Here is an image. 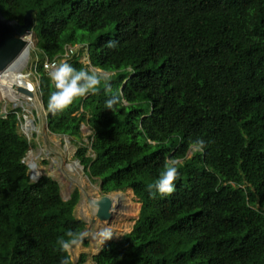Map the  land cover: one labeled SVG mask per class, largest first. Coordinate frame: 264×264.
Returning a JSON list of instances; mask_svg holds the SVG:
<instances>
[{
  "label": "trees",
  "instance_id": "trees-1",
  "mask_svg": "<svg viewBox=\"0 0 264 264\" xmlns=\"http://www.w3.org/2000/svg\"><path fill=\"white\" fill-rule=\"evenodd\" d=\"M27 10L48 130L72 140L103 195L130 189L140 204L93 263L264 264V0H0L7 19ZM54 58L106 76L123 105L104 109L102 81L48 112L42 63ZM20 112L0 102V264H59L57 238L86 226L73 212L79 192L64 199L51 176L30 179ZM197 137L202 151L191 150ZM167 157L175 190L150 198Z\"/></svg>",
  "mask_w": 264,
  "mask_h": 264
},
{
  "label": "rangeland",
  "instance_id": "rangeland-1",
  "mask_svg": "<svg viewBox=\"0 0 264 264\" xmlns=\"http://www.w3.org/2000/svg\"><path fill=\"white\" fill-rule=\"evenodd\" d=\"M23 38L28 40L29 47L26 55L17 62L16 70L22 72L25 75V80L33 84V94L29 95L32 98L31 100L20 98L13 101L18 96L17 94H9L8 90L0 89V102L2 112L6 109L21 108L20 131L29 141V148L23 159L28 167L29 177L31 180H36L34 173H38V177L41 175L51 176L58 182L61 196L64 199H68L72 191L77 189L79 198L73 212L77 218L85 221L86 226L82 232L92 233L105 225H110L114 231L111 239L116 240L131 229L138 215V202L130 189L110 192L108 194L112 197L111 217L108 220H98L95 217L96 207L93 202L103 195L100 191L99 182L90 179L84 172L82 165L74 156L76 146L72 140L66 135L53 134L48 130L45 119L46 111L36 91L37 80L31 56L35 42L33 32L24 34ZM82 58L88 63L85 57ZM81 132L82 141L88 143L90 134L88 126L83 124ZM30 162L35 164V172L31 168ZM93 218L94 220H92ZM107 241L101 244L99 240L86 235L82 243L69 252L72 264H78L81 254H85V261L87 260L81 264H94L91 255L96 253Z\"/></svg>",
  "mask_w": 264,
  "mask_h": 264
},
{
  "label": "clouds",
  "instance_id": "clouds-1",
  "mask_svg": "<svg viewBox=\"0 0 264 264\" xmlns=\"http://www.w3.org/2000/svg\"><path fill=\"white\" fill-rule=\"evenodd\" d=\"M109 47L113 44L110 42ZM47 67V66H46ZM51 82L53 90L47 98V111L53 115L62 112L73 100L77 97H84L87 94L97 92L101 82H104L103 91L105 99L103 101L104 109L116 112L119 110L118 105H123V99L118 91H114L107 77L95 70L87 68H75L71 64L59 61L54 63L46 73ZM192 151H202L206 147V142L203 138L197 137L191 141ZM178 161L167 157L165 159L162 170L157 174L156 178L146 185V190L149 197L155 195L171 194L175 190V183L179 178ZM34 179L38 178V174L34 173ZM114 234L110 225H105L92 233L77 232L73 229H68L62 237H58L56 244L59 251L65 253L60 259L59 264H70V257L67 255L74 247L82 243L86 235L92 239L99 240L101 244L104 241L112 238Z\"/></svg>",
  "mask_w": 264,
  "mask_h": 264
},
{
  "label": "water",
  "instance_id": "water-1",
  "mask_svg": "<svg viewBox=\"0 0 264 264\" xmlns=\"http://www.w3.org/2000/svg\"><path fill=\"white\" fill-rule=\"evenodd\" d=\"M31 12L32 10H27L22 22H19L17 19L5 18L0 11V68L13 59L23 46L24 41L20 36L31 31ZM18 90L28 95L33 94L32 90L24 86H19ZM93 203L98 220H108L111 217L112 197L109 194L100 196Z\"/></svg>",
  "mask_w": 264,
  "mask_h": 264
},
{
  "label": "bare ground",
  "instance_id": "bare-ground-1",
  "mask_svg": "<svg viewBox=\"0 0 264 264\" xmlns=\"http://www.w3.org/2000/svg\"><path fill=\"white\" fill-rule=\"evenodd\" d=\"M23 36L24 34L21 35L20 37L23 38ZM23 41L24 44L19 50V52L16 54V56L13 59L9 60L3 67L0 68V89L8 90L10 92L9 94L12 93L17 94L18 96L13 101H17L20 98H22L23 100H31L32 98L28 94L19 91L18 90L19 86H24L30 90L34 89L33 84L25 80V75H23L22 72H20L19 70H16L18 64L17 62L26 55L29 47L28 40L23 38ZM34 165L33 163H31L30 165L31 168H33V171H34Z\"/></svg>",
  "mask_w": 264,
  "mask_h": 264
},
{
  "label": "built area",
  "instance_id": "built-area-1",
  "mask_svg": "<svg viewBox=\"0 0 264 264\" xmlns=\"http://www.w3.org/2000/svg\"><path fill=\"white\" fill-rule=\"evenodd\" d=\"M71 51H72V47H70V46H68L67 48H66V51L64 52V54H63V57H67L68 56V54L69 53H71ZM60 59H56V58H54V59H45L44 61H43V69H45V70H49L50 68H51V66L54 64V63H56V62H58ZM62 61H63V59H62ZM47 66V67H46ZM36 88H38V82H37V84H36Z\"/></svg>",
  "mask_w": 264,
  "mask_h": 264
},
{
  "label": "crops",
  "instance_id": "crops-1",
  "mask_svg": "<svg viewBox=\"0 0 264 264\" xmlns=\"http://www.w3.org/2000/svg\"><path fill=\"white\" fill-rule=\"evenodd\" d=\"M138 205L140 206V204H139V203H138ZM86 261H87V260H86ZM86 261H85V262H86ZM85 262H84V263H85ZM92 263H93V262H92Z\"/></svg>",
  "mask_w": 264,
  "mask_h": 264
}]
</instances>
